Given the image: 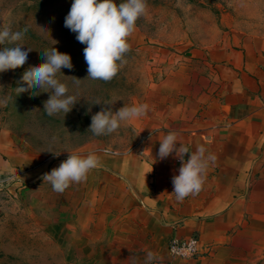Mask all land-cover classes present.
I'll return each mask as SVG.
<instances>
[{"label":"rangeland","instance_id":"obj_1","mask_svg":"<svg viewBox=\"0 0 264 264\" xmlns=\"http://www.w3.org/2000/svg\"><path fill=\"white\" fill-rule=\"evenodd\" d=\"M71 4L0 0V24L28 28L26 42L36 47L27 62L0 73V97L13 94L0 106V264H106L104 257L94 261L80 256L90 252L85 242L89 234H83L89 228L82 229L75 216L85 188L71 183L63 192L54 191L44 174L67 159L69 151H94L100 159L130 154L140 140L143 115L96 136L89 130L93 114L134 103L148 104L147 112L164 113L171 93L170 79L163 81L187 52L202 47L218 30L264 34V0H146V14L128 37L130 47L118 72L111 80H94L87 77L86 45L64 26ZM52 45L72 57L73 67L62 69L67 76L59 75L78 101L67 114L48 116L43 108L50 92L30 85L22 93L16 86L25 82L29 67L44 60L42 48ZM97 100L102 102L94 104ZM242 229L236 242L221 250L222 257L178 264H264V211ZM164 250L165 245L156 249L154 264Z\"/></svg>","mask_w":264,"mask_h":264},{"label":"crops","instance_id":"obj_2","mask_svg":"<svg viewBox=\"0 0 264 264\" xmlns=\"http://www.w3.org/2000/svg\"><path fill=\"white\" fill-rule=\"evenodd\" d=\"M218 31L178 60L163 81L170 79L165 112L150 110L140 118L137 147L101 159L74 182L86 190L75 215L82 229L89 228L83 234H89L90 252L82 258L144 264L147 251L165 245L161 259L171 236L194 232L211 248L205 256L222 257L245 221L257 222L264 211V34ZM169 131L192 151L203 145L215 156L201 190L183 200L172 192L182 161L175 152L157 156Z\"/></svg>","mask_w":264,"mask_h":264},{"label":"clouds","instance_id":"obj_3","mask_svg":"<svg viewBox=\"0 0 264 264\" xmlns=\"http://www.w3.org/2000/svg\"><path fill=\"white\" fill-rule=\"evenodd\" d=\"M146 10V0H72L64 26L76 33V39L86 45L83 53L88 78L108 81L116 75L130 47L128 37ZM27 31L28 28L14 30L10 25L0 24V73L27 62L31 57L36 47L26 42ZM53 45L42 48L44 60L29 67L23 73L27 78L25 82L16 86L22 93L30 85L38 86L41 92H50L43 108L48 116L67 114L78 101L59 75H65L62 69L73 67L72 57ZM12 95L9 93L0 97V106L6 105ZM101 102L97 100L94 104ZM148 109L146 103L124 104L115 112L110 108H102L92 115L89 130L96 136L111 134L123 124L144 115ZM173 152L182 163L178 174L172 178V192L177 200H183L201 190L206 171L215 161V156L207 152L203 145L192 151L179 143L175 131H169L159 140L157 156L164 159ZM69 153L58 167L43 176L44 182L49 183L54 191L63 192L71 183L81 182L91 170L100 166L101 159L94 151L87 154L76 151ZM156 260L154 252H146L144 264H154Z\"/></svg>","mask_w":264,"mask_h":264},{"label":"built area","instance_id":"obj_4","mask_svg":"<svg viewBox=\"0 0 264 264\" xmlns=\"http://www.w3.org/2000/svg\"><path fill=\"white\" fill-rule=\"evenodd\" d=\"M109 151V150H108ZM211 253L210 246L202 242L197 232L188 236L174 234L167 242L165 256L158 264H178L179 262L197 260Z\"/></svg>","mask_w":264,"mask_h":264}]
</instances>
